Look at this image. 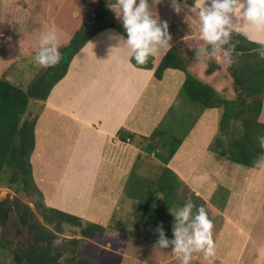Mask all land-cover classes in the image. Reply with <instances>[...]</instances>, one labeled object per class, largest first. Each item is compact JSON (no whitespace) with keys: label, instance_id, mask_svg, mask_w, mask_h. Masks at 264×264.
Here are the masks:
<instances>
[{"label":"crops","instance_id":"1","mask_svg":"<svg viewBox=\"0 0 264 264\" xmlns=\"http://www.w3.org/2000/svg\"><path fill=\"white\" fill-rule=\"evenodd\" d=\"M14 21L0 18V26L15 28ZM228 27L255 41V36L249 38L244 34L248 25L242 18L232 15ZM117 34L122 35L110 28L90 40L75 56L68 73L53 88L47 101L34 106L38 119L31 163L45 204L107 227L115 208L118 209L128 176L139 161H145L146 166L149 163L146 161L154 158L160 167L159 174L163 168H169L184 182L183 188L190 191V196L201 197L217 211L222 222L214 234H225V238L230 234L240 236L235 249L225 246L227 254L239 252V256L249 243L260 249L264 242V169L242 170L241 165H234L209 150L218 132L220 111L202 109L199 104L187 101L182 91L186 79L183 71L167 69L161 80L155 77L156 67L170 48L165 50L162 46L153 54V69L138 68L131 61L130 50L119 47ZM257 36L264 39V34ZM206 59L196 58L189 69L223 94L225 86L222 87L221 81L226 77L207 75ZM215 59L223 65L217 60L220 57ZM203 63L202 74L194 73ZM177 114L188 119L181 135L175 123ZM260 121L264 122V102ZM155 130L164 136L152 140L150 136ZM174 137L182 139V144L164 165L157 153L166 152L161 144ZM146 147L155 150L149 154ZM238 178L244 182L237 185ZM222 190H227L229 197L214 199ZM123 235L121 238L119 234H100L87 240L98 246L101 255L116 250L131 258L124 251L127 235ZM223 243L224 239L222 246Z\"/></svg>","mask_w":264,"mask_h":264},{"label":"trees","instance_id":"2","mask_svg":"<svg viewBox=\"0 0 264 264\" xmlns=\"http://www.w3.org/2000/svg\"><path fill=\"white\" fill-rule=\"evenodd\" d=\"M150 9L153 13V7ZM171 26L168 24V31L172 30ZM110 28L117 29L127 36L118 25L115 13L108 4L104 0L94 1L92 10L84 17L80 28L66 44L60 45L62 54L60 62L50 67L43 66L28 89L25 90L9 79L0 77V184L6 181L7 186L16 193L34 197L35 206L43 218V223L39 222L32 207L19 196L7 197L0 201V253L10 252L15 264H63L61 259L66 252L71 253L67 260L68 264H93L88 257L77 256L81 239H96L106 231V227L45 204L44 195L34 180L31 163V155L36 145L35 127L38 116L30 115L36 103L47 101L53 88L68 73L75 56L97 34ZM229 31V40L225 44L228 54L225 59L228 61L230 57L232 60L228 71L234 81L235 98L224 96L190 71L189 68L196 57L198 58V53L192 50L185 56L177 48L178 41L175 37H171L169 43L172 46L156 67L155 77L161 80L167 69L183 71L186 74L183 93L202 109L216 108L220 111L218 132L209 150L235 164L259 169L253 166V161L264 153V122L260 121L264 102V59L260 53L264 48L230 28ZM174 43L177 45H173ZM200 53L209 57L206 59L207 75L222 69V65L214 59L213 47ZM131 61L138 68H154L153 55H150L145 64L136 63L134 58H131ZM157 136L162 137L164 133L155 130L150 137L153 140ZM181 144L182 139L176 137L165 144L162 143L161 146L166 152L159 151L158 159L167 165ZM145 150L151 154L155 147H146ZM141 183L157 187L148 189L154 190L152 199L157 202L156 204L162 205L164 199L175 202L181 196V201L184 199L188 201L191 198L195 209L200 205L207 206L201 197L193 195L187 198L186 195L185 198L183 195L185 191L181 190L184 182L169 168H163L157 178L132 173V198L140 200V209L151 210L147 226L155 220L152 218L155 209L147 204L150 203L148 198L151 197L142 193L148 191L147 189L141 192L139 189ZM13 213L17 216V222L10 224ZM164 216L168 217L165 214ZM66 226L79 229L82 238H64ZM175 226L165 225L163 229L170 234V229ZM12 230L16 232L24 230L26 234H21V240L15 241ZM156 234H158L156 241L159 243L161 234L159 231ZM169 234H164L165 239L171 241L174 238L167 236ZM170 246L174 247L171 243Z\"/></svg>","mask_w":264,"mask_h":264},{"label":"rangeland","instance_id":"3","mask_svg":"<svg viewBox=\"0 0 264 264\" xmlns=\"http://www.w3.org/2000/svg\"><path fill=\"white\" fill-rule=\"evenodd\" d=\"M94 1L96 2L97 0H0V18L7 21L15 20V28L13 26L9 27L8 25L0 27V76L20 85L25 90L28 89L37 73L43 67L35 61L41 34L48 31L50 28H54L58 35L60 47L61 44L68 42L73 33L80 28L84 17L92 10ZM104 1L107 4L111 2V0ZM137 2H139V0H137ZM177 2L181 8L179 13L174 10L172 0H149V5L153 7L152 14L158 18V22L167 21L168 24L172 25V30H169V33L171 37L177 38V48L180 49L185 56L193 50V52L196 51L198 53L197 56L199 59L200 57L206 59V55L200 52H204L207 48L213 46L208 44L201 37L199 9L195 6L196 0H194L193 3H188L186 0H177ZM116 19L122 31L126 33L122 21L117 17ZM117 31L121 33L119 30ZM3 34H6L4 36L5 38L2 37ZM121 34L124 35L123 33ZM223 49H225V44L221 46V49L217 51L214 57H220V59L217 60L222 61V66L225 69H222L223 71H217L214 74H216V78L219 76L226 77V79L221 81L222 87L224 88L225 86L223 95L235 98L234 81L228 71L230 63L225 59L228 52L223 51ZM204 65L205 63H203V66L197 68V72H193L202 74ZM186 99L187 101H191L187 96ZM36 114L37 109H33L30 117L36 116ZM185 122L187 123L188 119H184V114H177L175 116V123L178 126L177 131L180 132V135L181 131L187 128V126L184 125ZM47 149L52 150L49 146ZM146 162L150 164L147 163L146 166H144L145 161H139L138 164H140L136 167L133 174H144L150 178H157L160 172L157 161L152 158ZM233 164L237 165L235 163ZM241 168L242 170L247 169L245 166H241ZM228 173L229 172L226 171L224 175L225 179L228 178ZM242 182H244V179L240 180L238 178L237 185ZM230 186L231 188L233 187V185ZM153 187L157 189L153 184L141 183L139 185L141 192ZM124 190L125 191L122 192L119 199L118 209L116 210L115 208L113 219L106 227V231L102 234H119L121 238L124 236L123 234L127 235V244L124 251L131 258L117 253L116 250L112 253L105 251L103 255H101L100 251L97 252L98 246L87 239H81L77 256L79 258L88 257L93 264H104L103 262L106 264H145L146 262L148 264H182V254L174 253V247H171L170 243L166 246L168 249L160 246L156 241L158 239V234L156 233L158 232V226L165 227V225L167 226L170 224L171 226H174V224L176 225V217L170 209L174 210L183 207V205L187 203V200L184 199L181 201L182 197L179 196L175 202L169 199L166 201L164 199L161 205V203L156 204L157 202L152 199L154 190L142 192L150 195L151 199L148 198V201L152 205L150 203L147 204L151 207L153 206L155 209L152 217L155 220L147 226L146 222L149 219L148 217L151 210L146 209L144 211L140 209V200L132 198V173L128 176V183ZM181 190H185V192H183L185 198L186 195L187 198L190 196V191H186V188L182 187ZM226 191L227 190H222L218 192L214 199L222 200L223 196L229 197V192L227 191L226 193ZM14 196H19L23 201L29 204L34 210L36 219L43 223V218L35 206V198L16 193L14 189L7 186L6 181L2 182L0 184V201L7 197L13 198ZM209 200L214 203L210 195ZM252 203L255 204L254 200H252ZM206 204L207 206H205V209L208 212L209 218L213 221L212 234L215 241L216 252L205 256L203 250H194L191 253L190 264H235V262L236 264H264V242H262L260 249H258L254 243L246 244L244 251H241V255L239 256V252H236L234 255L227 254L228 252H226L225 246L229 248L231 246V249H235L240 240V236L230 234L229 236L226 235L225 238V234H214V232L218 230V226L222 220L217 211L213 209L208 202ZM196 210L197 209L193 208L194 213ZM164 214L168 215V217L165 218ZM16 222L17 216L13 213L10 217V224H15ZM49 229H52V227H49ZM171 232H173V228L170 233ZM12 233L15 234L13 237L15 241L21 240V234H26L24 230L20 232L12 230ZM164 234H169V232L164 230ZM165 235L164 238H166ZM63 236L67 239L82 237L79 229L69 226L65 227ZM167 236L174 238V234H169ZM147 239L149 240L147 241ZM223 239L225 244L223 243L224 245L222 246ZM102 240L103 239H101V241ZM70 257V252L64 253L61 262L63 264H68L67 260ZM13 260V255L10 254V252L0 253V264H15Z\"/></svg>","mask_w":264,"mask_h":264},{"label":"clouds","instance_id":"4","mask_svg":"<svg viewBox=\"0 0 264 264\" xmlns=\"http://www.w3.org/2000/svg\"><path fill=\"white\" fill-rule=\"evenodd\" d=\"M174 10L179 13L181 8L177 0H172ZM199 9L200 34L204 41L213 46V55L229 39V25L232 15L242 18L248 25L244 34L249 38L256 37L255 43L264 48V39L257 34H264V0H196ZM108 7L115 16L122 21L127 33L126 38L119 35V47L130 50L131 58L136 63L145 64L150 55L171 47V35L168 31V22H158L152 14L149 0H111ZM232 14V15H229ZM234 47V45H233ZM227 51V49H223ZM264 59V51L260 53ZM62 54L59 49L58 35L54 28H50L40 36L39 49L35 61L42 66L50 67L58 64ZM229 63L232 62L229 57ZM253 166L264 169V153L253 161ZM191 198L179 209H170L176 217V226L173 228L174 239L164 238V229L158 226L161 234L159 245L166 247L174 245L173 252L182 254V264H190L191 253L194 250H203L205 256L215 251V241L212 229L213 221L203 205L195 213Z\"/></svg>","mask_w":264,"mask_h":264}]
</instances>
